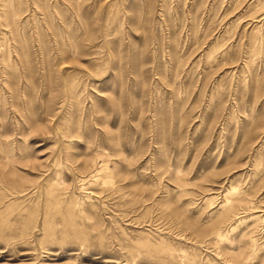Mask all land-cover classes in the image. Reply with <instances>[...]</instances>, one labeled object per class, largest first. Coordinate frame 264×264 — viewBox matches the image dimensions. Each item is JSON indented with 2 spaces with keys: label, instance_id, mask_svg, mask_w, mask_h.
<instances>
[{
  "label": "rangeland",
  "instance_id": "1",
  "mask_svg": "<svg viewBox=\"0 0 264 264\" xmlns=\"http://www.w3.org/2000/svg\"><path fill=\"white\" fill-rule=\"evenodd\" d=\"M0 264H264V0H0Z\"/></svg>",
  "mask_w": 264,
  "mask_h": 264
}]
</instances>
